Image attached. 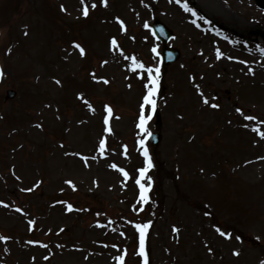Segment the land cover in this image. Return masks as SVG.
<instances>
[{
    "label": "rangeland",
    "instance_id": "rangeland-1",
    "mask_svg": "<svg viewBox=\"0 0 264 264\" xmlns=\"http://www.w3.org/2000/svg\"><path fill=\"white\" fill-rule=\"evenodd\" d=\"M189 1L193 8L184 0H85L84 17L81 0H0V236L9 237L0 239V264H120L121 255L144 264L135 225L149 221V264L264 260V43L250 35L264 33V0ZM154 18L172 29L168 45L181 57L163 76L161 141L148 148L152 187L143 203L135 179L145 132L137 125L141 77L159 67L160 44L145 27ZM131 57L145 68L134 69ZM196 85L221 107L204 105ZM7 90L15 97L4 101ZM105 105L113 109L108 126ZM146 129L155 131L151 120Z\"/></svg>",
    "mask_w": 264,
    "mask_h": 264
},
{
    "label": "snow or ice",
    "instance_id": "snow-or-ice-1",
    "mask_svg": "<svg viewBox=\"0 0 264 264\" xmlns=\"http://www.w3.org/2000/svg\"><path fill=\"white\" fill-rule=\"evenodd\" d=\"M101 2H102V4L105 7H107L108 4H109V0H101ZM142 2H143V0H142ZM176 2L179 3L180 0H176ZM81 4L83 5V7H82L83 16L84 17H88L89 16V6H88V4L85 3V0H81ZM96 7H97V4L96 3H92L91 8L95 9ZM184 8L187 11H190V12L193 11L192 9H190L188 7L187 3L184 4ZM61 10L67 11V9L64 7V5H61ZM193 14H195V13L193 12ZM116 21L121 25L122 28L124 27V21L122 19H120L119 17H116ZM145 27H148V25L145 24ZM25 35H27V33H25ZM110 45L115 46V48H119V44H118V41H117L115 36L110 38ZM73 47L79 51L81 56H84L86 54L85 48L79 42H75L74 41L73 42ZM152 51L156 52L157 49L155 47H153ZM261 51H264V49H262ZM222 55L223 54L220 52V50L217 49L216 50V59H220V57ZM131 59L133 61V68L134 69L135 68H141V69L145 68V65L143 63L139 62L135 57H131ZM229 59H231V57H229ZM102 63L103 64H107L108 61L105 60ZM249 71H251V69H249ZM91 75H92L93 80H96L97 82H101L102 81L105 84L109 83L107 78L102 77V76H97L95 72H93ZM160 76H161V70H160L159 67H151V66H149V67L146 68L145 74L141 77L142 79L146 80L147 83L145 84L146 92H145V94H144V96L142 98L143 102L140 105L139 123H138L137 126L142 131H144L146 135H149V136L151 135V133L147 132L146 125H147L148 121H150L152 119V116L150 114H148L147 109L150 108L152 113H155V111H156L157 105H156L155 96L157 95V92H158V89H159ZM2 77H3V71H2V69H0V78H2ZM194 79H195V77H193V80ZM55 82L57 84L61 83V81L58 80V79ZM130 86L131 85H129V87ZM196 88L199 91V94H200V96L202 98V102H203L204 105H208V106H210L211 108H214V109H219L221 107V105L219 103H213V102L210 101V98L204 94L203 90L200 88V85H196ZM78 98L81 101H83L87 105V107L89 109L94 111L92 104L85 98L83 93L78 94ZM212 99H215V98H212ZM235 111L237 113H240L241 115H243V110L241 108L237 107L235 109ZM105 112L107 113V115L104 117L103 123H104L105 126H108L109 125V117L113 113L112 107L110 105H105ZM245 119L249 120V121H253V120H256L257 118L254 117V116H246ZM261 123H264V121H261ZM38 126L42 127V125H38ZM245 126L247 127V125H245ZM106 130L109 131V132L112 131L111 127H107ZM256 130L258 131V129H256ZM260 135H261V137H264V132H260ZM98 143H99V150L101 152H104L105 149H106V140L105 139H100ZM139 144L143 148L142 154H143V156L145 158V161H144L145 166L138 169L139 178L135 179V183L139 186V201L143 202V203H147V201L149 200V195L148 194H149V191H150V189L152 187V184H151L152 177L148 176L147 173H148L149 169H151L153 167V162H152V157L150 156L147 147H143L144 144H145V140L143 138H141L139 140ZM124 148H125V154H126L127 146L125 145ZM75 155L80 156L81 154L80 153H75ZM88 159L89 158L87 156H83L82 157V160L85 163V165H87ZM109 167H111L113 169H116L119 172H121L125 178H129V173L125 169L118 167L117 164L112 163V164L109 165ZM145 177H147L148 183L143 182L145 180ZM66 183L69 184L73 189L76 188V185H75V183L73 181L68 180V181H66ZM25 191H32V189L31 188L25 189ZM4 203H5L4 201L0 200V205H3ZM5 206H7V205H5ZM67 210H69V211L73 210V205L70 204V203L67 204ZM17 211H22V209H17ZM28 223L31 226V225L35 224V221L29 220ZM150 225H151V221H149L147 223H142V224H136L135 225V228L139 230V234H140V255L144 258V264H149L148 254L145 251V238H146L147 229L150 227ZM61 231H63V229H61ZM173 231L175 233L179 234L180 229L177 228L174 225L173 226ZM215 231L221 237H227V238L230 239L231 236H232V234L230 232H227V231L223 230L220 227H216ZM0 239L6 241V240L9 239V237L0 236ZM28 243L31 244V243H34V242L33 241H29ZM44 247H47V245H44ZM126 251L127 250L125 249L124 252L126 253ZM208 251L212 252V249L208 248ZM239 254H240L239 251H235L234 252V255L238 256ZM45 259H47V257H45ZM117 259L120 261V264H125L124 255H121V256L117 257ZM260 264H264V260L260 261Z\"/></svg>",
    "mask_w": 264,
    "mask_h": 264
},
{
    "label": "water",
    "instance_id": "water-1",
    "mask_svg": "<svg viewBox=\"0 0 264 264\" xmlns=\"http://www.w3.org/2000/svg\"><path fill=\"white\" fill-rule=\"evenodd\" d=\"M259 6L264 8V3L259 4ZM153 29H154V34L158 38H160L162 42H166L168 40V38L170 37V32L158 21L154 22ZM256 35H259L264 40V33L259 32V33H256ZM162 54H163L164 58L166 57V54L170 55L171 57H176L178 55V52L176 50H173V49L164 48L162 50ZM168 62H166V63H168ZM8 93H9L10 97L13 96L12 92H8ZM156 126H157V128H159V126H160L158 114H156ZM150 141L152 144L157 145V143L159 142V135H153L151 137Z\"/></svg>",
    "mask_w": 264,
    "mask_h": 264
}]
</instances>
